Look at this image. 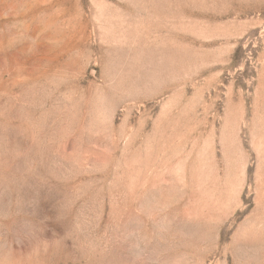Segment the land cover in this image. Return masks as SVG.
<instances>
[{
    "label": "rangeland",
    "instance_id": "obj_1",
    "mask_svg": "<svg viewBox=\"0 0 264 264\" xmlns=\"http://www.w3.org/2000/svg\"><path fill=\"white\" fill-rule=\"evenodd\" d=\"M0 264H264V0H0Z\"/></svg>",
    "mask_w": 264,
    "mask_h": 264
}]
</instances>
